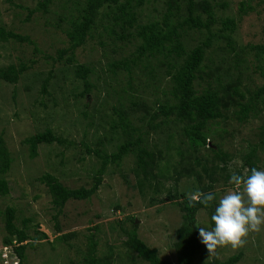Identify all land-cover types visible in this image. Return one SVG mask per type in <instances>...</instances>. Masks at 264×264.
<instances>
[{"label":"trees","instance_id":"obj_1","mask_svg":"<svg viewBox=\"0 0 264 264\" xmlns=\"http://www.w3.org/2000/svg\"><path fill=\"white\" fill-rule=\"evenodd\" d=\"M153 2L155 1L73 0L75 12L69 11L70 23L64 30L69 45L59 49L58 59H66L68 64H74L77 49L86 44L89 36L94 34L103 36L98 30L101 25L107 35L113 38L112 42L115 45H118L117 42H123L124 45L129 44L133 47L128 56L109 62L114 75L125 72L128 78L125 86L120 84V88L114 91L120 104L113 107L117 119H111L110 128L111 132L119 134V139L116 149L110 153L92 148L84 140L80 142L87 148V153L95 154L102 160L100 167L93 174V181L89 187H69L57 175L47 170L38 177V180L49 190L52 203L58 210L54 216L57 220L69 200L91 198L103 184L108 167L113 165L122 167L124 158L133 155L135 164L132 169L137 175L136 184L140 193L144 197L149 196L150 204L166 201L162 198V194L166 193L167 198L176 203L181 210L182 222L177 228V239L173 244L177 258L172 262L160 257L158 248L149 246L139 236L137 216H126L124 221L130 222L131 229L124 230L127 238L122 240V244L130 256L149 264H236L241 259L242 252L226 260L216 257L210 261L203 259L201 256L203 244L200 242L196 224L199 221L200 210L205 209L214 213L215 205L218 203L215 187L219 178L216 171L224 172L234 158L233 153L226 151L221 142V137L223 139L225 137L223 134L227 132L222 125H229L234 120L247 123L264 111V42L242 46L235 37L243 15L257 8L252 5L251 0H241L237 18L231 14H219L220 10L228 8L229 2L226 1L165 0L166 9L160 17L148 15L147 22H142L143 7L150 6ZM51 3L53 0H40L35 8L29 10L30 15L40 10L47 13ZM154 11L159 10L155 7ZM106 17L111 20V24L106 25L103 22ZM190 31L195 32L193 38H186ZM10 39L38 47L31 36L0 26V40ZM99 42L105 43L103 40ZM121 45L123 46L122 43ZM217 48L227 52L226 56L220 57L221 63L226 62L224 71L220 66L213 68L210 63L212 61L210 55ZM29 69L30 66L24 61L20 65L0 67V80L17 83ZM93 71V66L76 64V75L83 81L85 88L75 97H84L97 88L89 79ZM256 72L262 77L263 82L254 88L248 80L252 74L257 75ZM51 74L52 72L44 80V92L47 91ZM142 78L145 79V86L138 87L135 81ZM141 92H143L141 96L144 95L145 98L138 96ZM83 114L85 117L88 116L87 111ZM134 117L140 124L133 122ZM92 124L94 122L90 125ZM152 133L163 135L164 140L166 139L165 145L160 146L151 142ZM105 139L109 143L114 140L112 136H105L104 141L101 140L98 144H104ZM55 142L76 144L75 140L55 133L51 125L22 141L29 146V156L33 158L38 155L40 146L52 145ZM173 147L180 156L177 162H183L184 165L181 164L180 169L175 167L176 174L173 176L175 186L169 189L164 188L159 182V175L163 176L162 172L155 171L159 169L158 158L164 153V149L170 150ZM261 152H264V124L260 125L257 140L249 142V150L243 154L244 165L236 169V173L242 174L241 169L247 166L249 169L251 167L261 169L259 166ZM16 158L4 134L0 133V196L10 192L6 175L14 167ZM83 159L84 157L79 158L80 161ZM193 177L199 183V191L215 193L216 200L212 206L205 207L199 203L193 206L189 203L186 192L180 191L179 183L182 179ZM205 179H208L207 183H204ZM228 179L229 173L226 174L225 181ZM114 206V210L121 207L119 204ZM5 212L6 234L3 243L15 250L19 264H23L28 246L33 245L32 239L47 238V234L39 232L37 223L38 238H33L29 232V224L34 220L33 217L24 219V226L19 227L16 224L15 207L8 206ZM55 228L61 231L58 222ZM93 229L97 231L99 224L89 228ZM60 237L67 241L78 238L79 233L68 232ZM69 247L72 248L73 245L69 243ZM106 249L102 254L99 253L98 236L92 233L87 237V248L83 258L81 260L71 258V264H114L115 252L109 240L106 242Z\"/></svg>","mask_w":264,"mask_h":264},{"label":"rangeland","instance_id":"obj_2","mask_svg":"<svg viewBox=\"0 0 264 264\" xmlns=\"http://www.w3.org/2000/svg\"><path fill=\"white\" fill-rule=\"evenodd\" d=\"M39 1L0 0V26L29 35L38 45L35 48L33 44L27 42L13 39L0 40V67L10 64L20 65L23 61L30 66L17 83L0 80V133L4 134L10 150L17 156L14 167L6 175L10 192L0 196V264L19 263L15 250L11 246L5 247L3 243L6 234L5 211L8 206L15 207L16 224L19 227L24 226V219L34 218L29 224V232L33 238H38L37 223H39V232L47 234V238L32 239L33 245L28 246L23 264H71V258L81 260L87 248V237L92 233L98 236L100 254L107 250L106 242L110 241L115 252L114 264H149L135 260V256H130L129 251L127 252V248L122 244V240L127 238L124 230L131 229L130 222L124 221L129 215L137 216L139 236L149 246L158 248L160 257L175 262L177 254L173 244L177 239V228L182 222V212L176 203L167 198L166 193L162 194V198L166 201L155 204H150L149 196L144 197L140 193L136 184L138 178L132 169L135 164L133 155L124 158L122 167L115 165L108 167L103 184L91 198L69 200L58 219L54 218L58 210L52 203L46 185L42 184L38 177L47 170L72 188L89 187L92 184L93 174L100 167L102 160L95 154L87 153V148L80 142L84 140L92 148L103 149L108 153L116 149L119 134L111 132L110 122L112 118L117 119L113 107L119 106L120 103L114 91L120 88V84L125 86L128 78L125 72L114 75L110 70L109 62L128 56L133 47L129 44L124 45L123 42H117L118 45H115L112 42L113 38L107 35L101 25L98 30L103 36L97 34L89 36L86 44L77 49L76 62L68 64L66 59L58 58L59 49L69 45L64 30L70 23L69 11L75 12L73 0H53L47 13L40 10L30 15L29 10L35 8ZM154 1L150 6L143 7L142 22H147L148 15L160 17L166 9L165 0ZM219 1L229 2L227 9L219 11L220 15L231 14L239 17L238 8L241 0ZM251 3L257 10L243 15L235 33L236 39L242 46L264 42V2L251 0ZM155 7L159 11H154ZM103 22L106 25L111 24V20L107 17ZM194 33L190 31L186 34V38H191ZM194 39L198 40L195 37ZM100 40L105 43L100 44ZM226 55L227 52L223 49L214 50L210 55L211 66L213 68L220 66L224 71L226 62L221 63L220 57ZM77 63H84L94 68L89 79L97 85V88L84 97H75L85 88L83 81L76 75ZM50 72H52L51 79L47 91L44 92L43 83ZM256 74H252L251 79L248 78L254 88L263 82L259 73ZM144 82L145 79L142 78L140 81L136 80L135 84L143 87ZM142 94L143 92L138 96L145 98L144 95L141 96ZM86 97L89 99V104ZM85 111L88 112L87 117L83 114ZM135 117L133 122L140 124ZM91 122L94 124L90 125ZM262 124H264V111L247 123L234 120L229 125H222L227 132L223 134L225 136L223 139L221 137V142L226 151L233 153L234 158L224 172L216 171L219 178L215 187L218 201L226 191L232 190L233 185L229 183V179L225 181V176L243 167V154L249 150V142L257 140V133ZM50 125L55 133L75 140L76 144L56 142L52 145L45 144L39 147L36 157H30L29 146L22 141L28 136L44 131ZM105 136H112L113 142L109 143L105 139L104 144H98L99 141H104ZM150 139L160 146L166 143L164 136L158 133H152ZM164 150L158 158L159 169L155 172H162L163 176L159 175V182L164 188L173 189L175 167L180 169L181 164L184 163L177 162L180 156L174 147ZM80 157L84 159L80 161ZM259 166L264 169V152H261ZM246 169L249 167L241 169V173ZM207 182L208 179H205L204 183ZM179 189L188 195L199 189V183L195 177L183 178L179 183ZM115 204L121 207L114 210ZM213 214L209 210H200L199 225L206 229L214 227V223L211 222ZM57 222L61 231L55 228ZM98 224L97 231L89 230ZM68 232H78L79 237L62 240L60 236ZM69 243L73 245L72 248L69 247ZM218 251L220 260H226L242 252L243 255L236 264H264V230L252 233L243 248L233 250L225 247ZM201 256L209 261L215 258L208 256L205 245L202 246Z\"/></svg>","mask_w":264,"mask_h":264},{"label":"clouds","instance_id":"obj_3","mask_svg":"<svg viewBox=\"0 0 264 264\" xmlns=\"http://www.w3.org/2000/svg\"><path fill=\"white\" fill-rule=\"evenodd\" d=\"M229 183L233 185L232 190L219 198L211 216L214 227L206 229L196 224L208 256L216 258H219L220 248H243L252 233L264 230V169L251 167L242 174L231 171ZM187 199L193 206L199 203L209 207L216 196L212 191L197 190L189 193Z\"/></svg>","mask_w":264,"mask_h":264}]
</instances>
